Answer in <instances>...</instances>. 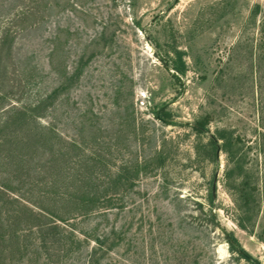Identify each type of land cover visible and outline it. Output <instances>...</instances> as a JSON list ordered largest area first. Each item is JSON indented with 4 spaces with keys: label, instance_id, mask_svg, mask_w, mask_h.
Instances as JSON below:
<instances>
[{
    "label": "rangeland",
    "instance_id": "obj_1",
    "mask_svg": "<svg viewBox=\"0 0 264 264\" xmlns=\"http://www.w3.org/2000/svg\"><path fill=\"white\" fill-rule=\"evenodd\" d=\"M58 87L42 121L135 178L115 263L264 264V0H0V108Z\"/></svg>",
    "mask_w": 264,
    "mask_h": 264
},
{
    "label": "trees",
    "instance_id": "obj_2",
    "mask_svg": "<svg viewBox=\"0 0 264 264\" xmlns=\"http://www.w3.org/2000/svg\"><path fill=\"white\" fill-rule=\"evenodd\" d=\"M59 88L33 104L0 108V264H117L111 257L121 255L115 249L129 247L126 223H118L126 209L122 192L135 178H124L120 169L109 176L100 155L86 159L87 143L42 121ZM5 99L0 95V102ZM74 150L84 162L75 160ZM141 168L136 166L135 177ZM243 198L248 205V196ZM224 233L231 251L238 249L234 235Z\"/></svg>",
    "mask_w": 264,
    "mask_h": 264
}]
</instances>
